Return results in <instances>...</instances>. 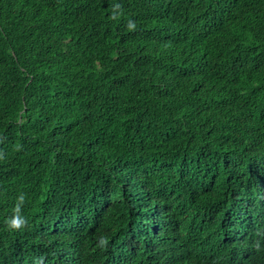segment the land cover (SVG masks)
I'll return each mask as SVG.
<instances>
[{
	"label": "trees",
	"instance_id": "16d2710c",
	"mask_svg": "<svg viewBox=\"0 0 264 264\" xmlns=\"http://www.w3.org/2000/svg\"><path fill=\"white\" fill-rule=\"evenodd\" d=\"M0 264H264V0H0Z\"/></svg>",
	"mask_w": 264,
	"mask_h": 264
},
{
	"label": "clouds",
	"instance_id": "9594fccd",
	"mask_svg": "<svg viewBox=\"0 0 264 264\" xmlns=\"http://www.w3.org/2000/svg\"><path fill=\"white\" fill-rule=\"evenodd\" d=\"M228 257L231 258V259H234L235 258V256L233 254H231V256H228Z\"/></svg>",
	"mask_w": 264,
	"mask_h": 264
}]
</instances>
